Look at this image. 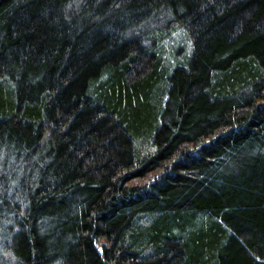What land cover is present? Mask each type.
<instances>
[{
	"label": "trees",
	"instance_id": "1",
	"mask_svg": "<svg viewBox=\"0 0 264 264\" xmlns=\"http://www.w3.org/2000/svg\"><path fill=\"white\" fill-rule=\"evenodd\" d=\"M0 264H264V0H0Z\"/></svg>",
	"mask_w": 264,
	"mask_h": 264
}]
</instances>
